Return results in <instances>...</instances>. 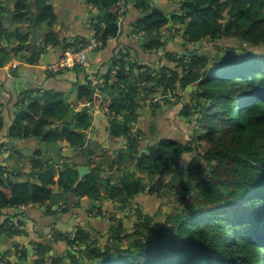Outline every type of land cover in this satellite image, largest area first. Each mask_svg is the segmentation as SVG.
Listing matches in <instances>:
<instances>
[{"label": "trees", "instance_id": "trees-1", "mask_svg": "<svg viewBox=\"0 0 264 264\" xmlns=\"http://www.w3.org/2000/svg\"><path fill=\"white\" fill-rule=\"evenodd\" d=\"M89 1L110 11L109 15L98 19L99 24L92 27L94 37L105 45L119 34L116 22L124 15L119 9V0ZM132 1L136 2V9L142 12L150 7L147 2ZM184 8L192 17L185 43L196 46L197 42L203 40L201 46L210 49L209 55L197 54L184 62L185 59L181 60L184 54L177 57L167 54L168 60L175 62L180 70L168 74V67H163L156 82L150 85L145 94L155 87L165 93L193 87L191 91H186L189 100L181 105L179 111L180 117L193 121L194 130L188 141L161 140L155 147L146 146L147 152L139 156L138 139L132 137L129 127L121 129L116 121L122 116L127 126L138 119L143 91L139 82L143 80L146 83L152 78L151 68H145L134 76L133 69L142 66L135 61H123L122 56L111 64L104 76L106 85L102 90L108 94L112 89L117 91L106 107L109 110L107 116L113 121L112 133L116 137L125 136L130 149L120 155V161L123 163L129 158V165L133 167L121 178L119 186L112 188L111 195L116 199L124 198L120 211H133V228L125 229L114 214L107 237L100 232L94 234L104 243L92 240V234L84 231L74 239L66 234H58V240L36 242L32 257L28 256L24 247L17 249L18 257L14 264H45L48 258L51 259L50 264H60L63 256L59 259L55 255L49 256V251L54 248L52 244L60 240L77 252L71 254L67 251L71 264H264V51H257V48L264 46V0H193ZM225 9H228L227 20L224 24H218L216 19ZM47 11L53 16L51 7ZM152 13L145 19H139L132 32L142 33L146 50L164 49L167 43L151 35H159L166 20L161 10ZM231 38L239 40L240 45L222 46ZM85 43L79 40L78 46L74 47L81 48ZM29 62L37 63V56L29 58ZM112 68L116 69L114 75L111 74ZM112 78V85L107 86ZM93 94L94 89L88 85L80 87L76 105L79 102L90 103ZM28 99L30 102L26 113L29 121L24 126V139L31 137V134L41 136L46 132L38 134L41 128L38 124L44 115L39 110L40 99ZM47 100L44 98V101ZM62 102L59 105L65 107V102ZM151 104L154 110L159 108V103ZM39 114L41 117L36 120ZM87 115L88 112H79L76 116L78 122L63 130L71 143L84 142V136L77 134L76 127L89 125L90 117ZM33 121L37 124L29 132L26 126ZM2 128L0 120V131ZM11 134L15 137L14 133ZM58 137L59 134H52V140ZM0 147L3 148L2 145ZM194 151L199 158L191 161L190 165L179 162L186 153ZM169 174L171 182L165 183L164 177ZM96 175L95 172L91 173L87 182H92ZM143 175L153 182L147 190L148 195L153 197L156 191L163 193L162 197L157 196L161 199L159 209L161 206L170 207L169 211L151 210L150 216H140L143 210L134 203V199L147 188ZM31 177L33 180L34 176ZM41 177L44 179L39 174L42 181ZM73 180L70 179L71 182ZM34 182L31 194L28 181L11 184L14 190L10 196L2 190L0 209L7 206L16 209L22 205L27 207L30 200L33 205L41 206L53 200L47 187L54 184L50 177H46L42 183ZM71 182L67 184V190ZM168 192L173 193L171 202L164 199ZM175 195L178 199L174 198ZM159 211H162L164 221L156 224ZM23 214L14 213L18 219ZM20 223L21 220H18L17 225L12 224L17 227ZM0 228H4V225L1 224ZM11 231L16 229L8 228L4 232L18 235V231ZM37 234L40 236L39 232ZM92 242L95 243L93 246ZM3 255L4 252H0L1 261L6 258Z\"/></svg>", "mask_w": 264, "mask_h": 264}, {"label": "crops", "instance_id": "crops-1", "mask_svg": "<svg viewBox=\"0 0 264 264\" xmlns=\"http://www.w3.org/2000/svg\"><path fill=\"white\" fill-rule=\"evenodd\" d=\"M50 1L52 4L51 8L58 17L61 18L67 15L69 17V20L73 21L71 29H68V31L72 34V37H75V39L81 40L82 42H87L89 41V39L92 38V32L90 30V27L93 25V23H85V21L82 19V17L84 16L82 12V8L84 7V5L80 2V0ZM124 1H126V3L122 4L121 6L122 11H124V16L122 17V30L119 29V34L116 38L109 39L97 53L92 55L91 64H94L96 67L102 68V70H104L110 67L115 60L118 61L120 59V56L123 55V53H129V56H126L123 61H135L139 64V66H142L139 69H137V67L136 69H133V74H135L136 72L134 76L140 74L141 71L145 68H151V76L153 78L152 81H154L156 77L161 74V70L163 67H168V74H170V71L180 70V67L177 68L175 62L168 60L166 55L173 54L174 56H176L180 52L183 53V42L169 39L168 42H166L167 44H165L166 47L164 49H160L159 51L149 49L146 50L144 48V42L140 41L139 39V34L137 35L132 32L134 26H132L131 24L132 21L137 20L138 16L140 15V12L142 13V11H137V9L133 10V6L129 4V1ZM172 5L175 4H171L168 7ZM129 10L132 11L130 12ZM3 37L4 36L2 34V38ZM10 44L11 46H15L18 44V41H12L10 42ZM59 47L60 46H54L53 49L48 52H45L42 58H37V63L35 64L29 63L30 65L27 66L23 64H17L16 62L18 56H13L10 53V61L6 65L2 64L3 66L0 69V120L3 123V128L2 131H0V145L3 146L2 150H5V152H7V143L12 140H15L14 142L17 143V145L20 147V150H22L21 148H32V146L34 145L33 141L35 138L24 139L22 137V134L25 132L24 126L29 121L28 115L26 111H24L25 108L26 110L29 109V91L37 90L38 92L40 90V92L55 93V95L58 96V100L56 101L55 97V99L53 101L51 100V103L49 104V108L54 110L55 107L61 106L59 105V101H65V107L67 108L66 110L68 112L69 108L72 106L71 103H73V100L74 102L76 101L74 97L76 98L77 96L74 95V90H78V88L82 87L86 81V75L82 72L81 69L75 68L74 70L60 71L50 74L45 73L42 69L43 64L48 62H54L60 57L61 52L59 51ZM194 48H196V46H190V51H194ZM143 83L144 84L141 85V88L143 89L141 96L147 92V90L143 88L146 87L147 83ZM154 89L155 91L150 90L151 92L147 94L148 98L145 99V105H143V107L139 109L138 124L142 132V136L144 140H146V144L148 145L151 141H153L155 142L154 145H157L161 140L185 143L190 139L191 135L193 134V131L192 127L188 125V122L186 121L187 119H185L184 121L182 117L179 116V111L181 109V105L179 104V97H183L184 99L189 100L187 92L185 91L182 95H179L182 90L177 89V87V90L172 92L170 91L167 93H160L161 89L159 87H155ZM169 94H174L173 96L176 97V100L172 101L169 97ZM141 99L143 98L141 97ZM156 102L159 103V108L154 110L151 103ZM81 104L82 102H79L77 104V108H82L80 107ZM92 105L93 104H91V106ZM164 105H166L167 107H163ZM87 112L91 116V124L89 129H87L86 134H88V137L92 138L94 141H97L98 146H107L109 144L108 138L110 137H107L109 133V121L106 113L102 110L100 111V109L96 110L90 108L87 110ZM66 117L70 118V116H68V113ZM64 118L65 117H62L59 120L53 119L52 125H59V123L64 120ZM18 122L19 125H17ZM14 125L16 126L14 127ZM33 126L34 124L30 123L26 126V129L31 132ZM19 128L23 130H20V136L17 135V131L19 130ZM10 132L14 133L15 137H13ZM20 137H22L23 139L21 140ZM111 139L114 140L112 145H117L118 140H120V138L118 140H115L114 137H111ZM94 154L95 156H97L100 154V152L94 151ZM7 156L8 153H4L3 156L0 155V162L6 161L4 159ZM184 157L185 156H182V158ZM179 162L183 163L181 159L179 160ZM10 164H14L13 161L10 162ZM21 168L22 172L24 173L28 174L30 172L28 162L24 161V165ZM33 181L35 180L33 179ZM158 195L159 197H162L161 193H155L153 194V197H150V195H148V192L145 191L144 194L138 195L134 199V203L139 204L140 209H142L143 212L150 213L147 211H156L159 209L161 199L157 198ZM169 195L170 194H166V198L164 197V199L168 200L170 198H173V196H170L169 198ZM23 206L24 205L21 206V209L24 211V214L23 216H20L19 219L16 216L12 215L15 213V210L13 208L9 209V207H4L3 210L5 211V214L1 215L2 217L0 218V225L3 224L4 218H8L9 215H11L13 216L12 218H14L15 224L18 222V220H23L25 222V231L27 234L24 233L23 235H21L26 236L25 238H22L20 235H18L13 236L14 238L12 237L13 239L8 241L6 239L8 238V236L5 237L2 235L0 237V252L6 250L8 246L11 245L12 241L20 243V246L25 244L33 245L31 241H34L38 237L37 232L42 235V233H46L48 231V228H46L49 225L46 219L47 217L45 216L44 218H42L39 215L41 212L38 206ZM117 206L118 205L116 204L115 212L117 214H120L117 215L118 218H120V220H123L125 229L131 230L133 228V224L131 226H128L127 224L129 219L127 218L128 213H122L118 208L120 206ZM167 208L168 207H160V209L169 211L170 207L168 209ZM84 212L88 213L83 214ZM69 220L70 218L67 215L63 218V221L57 223L56 226L65 231L72 226L81 224L85 227L88 226L92 234L94 232L107 234L106 231L110 227L109 222L107 220L97 218L95 219L93 216H91L90 210L83 211L79 208H77V211L72 217V220ZM132 220V223H134L135 219ZM4 231L5 228L3 230L0 229V234H6ZM101 242L104 243V240H102ZM65 244V242H59L56 245L57 247H54V249L55 251L59 252L60 255L65 256V258H70L69 256H67V251H69L70 247L66 246ZM65 264L68 263L65 262Z\"/></svg>", "mask_w": 264, "mask_h": 264}, {"label": "flooded vegetation", "instance_id": "flooded-vegetation-1", "mask_svg": "<svg viewBox=\"0 0 264 264\" xmlns=\"http://www.w3.org/2000/svg\"><path fill=\"white\" fill-rule=\"evenodd\" d=\"M192 1L193 0H182V1L178 0V2L175 1L176 2L175 5H172L170 7H166L164 11H161L163 13V18L166 20V24L161 29L159 35H157L156 33H153L151 36L154 38L155 37L159 38V40L161 42H165V43L168 42L169 39L185 42V40H186L185 36H186L187 28L192 21V17L188 14V10L184 8V5L192 4ZM173 2H174V0H173ZM125 3H126V1L122 0V1H120V3H118V5L122 6V4H125ZM196 5H195V7H196ZM206 6L209 7L211 5L206 4ZM150 8H152V7H149L146 11H144V13H147V11ZM202 9H203V7L201 8V10ZM157 10L160 11L159 8H157L156 11ZM168 16H170V18H168ZM227 17H228V9H225L222 12V14L216 19V21L218 24L219 23L224 24L227 20ZM96 24H99L98 20L94 21L93 25L90 27L91 32H92L94 26H96ZM98 26H100V25H98ZM175 26L177 27L178 32H176V35L174 36L172 30ZM100 28H104V27H100ZM135 34L138 35L139 33H135ZM92 35H93V32H92ZM0 39H2V35H0ZM139 39L142 42L145 39L142 36V33L139 34ZM62 40L64 41L63 49H62V47H59V51L61 53L64 49L67 48L68 43L74 44V43L79 42L78 39H75V37H72V34L69 31L62 34ZM206 41H208V40H206ZM199 42L203 43V40L199 41ZM187 50L190 51V47ZM193 52H196L197 54L202 55V52L207 53L208 51H201V52H200V50H199V52L198 51H191V54ZM127 54H129V53H127ZM181 54H184V53H181ZM122 56H123V58L126 57L124 55H122ZM122 56H120V58ZM126 62H128V61H126ZM143 105H144V103L140 102L139 109L141 107H143ZM84 108H86V106H84ZM100 111H101V109H100ZM102 111L105 112V108H103ZM78 113L79 112L73 113L70 118L65 117L64 120H62L59 123V125L64 123V127L62 129V134L60 135V137L56 138L55 140H60L65 145L64 148L60 152V163L59 164L56 165L54 161H51V162H48L45 167H43L40 165L38 158H36V160L34 162L31 160V158H23L22 157V159L25 162H28L30 172L28 174L24 173V172H22V168H21V172L23 173L24 178H20L17 181V183H22V182H26V181L30 180L32 182V184H34L35 182L32 180V177H31L34 175L37 177L36 180L38 183H42L43 180L44 181L46 180V177H48V178L50 177L52 179V181L54 182V184H50L49 186L47 185V187L50 189V195L53 199V200H51L53 203V207L56 204H59V203L62 204L58 209L59 212H54V213L52 211V207L47 206V203L49 202V200L46 202L45 205H41V206L38 205V208L41 212L39 215L42 218H44L46 216L47 222L49 224L46 227V228H48V231L46 233H43L46 240L47 239L58 240V234H66L71 239H74L76 237V235L79 234L81 231L92 234V232L90 231L88 226L85 227L81 224H77L76 226H72L65 231H63L62 229H60L56 226V224L63 221V218L66 217L67 215L70 218L69 221H71L72 217L75 215V213L77 211V208H79L80 210H83V211L90 210L91 216H93L95 219L96 218L97 219H105L109 222V225H111L110 220L113 218L114 214H116L115 213L116 204L118 206L123 204L124 198L121 197V198L116 199L113 195H111V191L113 190L112 188H114L115 186H119V182H120L119 181L117 184L115 183V181L113 180V177H115L114 175L117 173V175L119 176V179L121 180V178L125 176L126 172H128V170L131 169V165H129V162H130L129 158H126L123 161V163H121V161H120V155L126 154L130 150L128 145H126L127 144L126 138H125V136L120 135L118 137V138H120V140H118V144L112 145V143L114 142V140L111 139V137H113V134H112L113 121H112V119L108 118L109 133H108L107 137H110V138H108L109 144L107 146H104V147L98 146L97 141H94L92 138L88 137V134H86V131H87V129H89L90 124H91L90 120L88 122L89 125L87 127L83 128V125L76 127L77 134L82 135V137L84 136V138L86 139V142H80L77 144L71 143L70 139H68L67 136H65L63 134V130L66 129V127H68V125L74 126V123L78 122V121H75V119H73L74 117H76L78 115ZM126 124H127V122L125 121V119L122 116L117 118L116 125H118L121 129H125L126 127H129V130H130L132 137L138 139V142H139V147L137 149L139 152L138 155L146 153L147 150H145L146 149L145 147L146 146L148 147V145L146 144V140H144V138L142 136V132H141V130L139 128V124H138V119L133 121V122H130L127 126H126ZM59 125L58 124L53 125V126H56L55 129L57 131H59ZM67 143H69V144L67 145ZM153 147H155V145ZM120 148L122 151H119ZM3 151L5 152V150H3ZM68 151L73 152V154L65 155V152H68ZM94 151L100 152V154L95 156ZM75 152L77 153V155L75 154ZM5 153L6 154L8 153V156L4 159L6 161L1 162L3 167L0 166V169H1V171H3V168H5V169H7V172L12 171V173H14V168L10 167V165H11L10 162L13 161V163L15 165H18L19 167H21L19 165V163H17L15 161L16 155L20 156V154H15L16 152H14V151H7ZM0 155H1V153H0ZM132 155L135 158V154L133 153ZM78 159H84L85 161L84 162L79 161ZM8 160H9V163H7ZM113 162H115V164H113ZM80 166H88L90 168V172L81 177L79 172H78V168ZM93 172H95L97 175L95 176V178L92 182L88 183L87 182L88 176H90L91 173H93ZM42 173L44 174L43 175L44 179L41 181L39 178V174L42 175ZM71 178H74V180L72 182L70 181ZM108 178H109V180H107ZM142 178L144 179V183H146V178L144 175L142 176ZM70 182H71V185L68 187V190H67V184ZM0 184H2L1 181H0ZM11 184H13V181L10 179V177H8L9 191H10ZM146 189L147 188H145V190ZM4 192L8 193L7 195L10 196L9 192H7V191H4ZM144 193H145V191H144ZM144 193H141V194H144ZM54 201H56V202H54ZM42 206H46L45 211L41 210ZM48 209L50 210V212H48ZM121 212L122 213H128L127 218L131 217V213L134 215L133 211H126V212L121 211ZM87 213L84 212L83 214H87ZM12 215H14V214H12ZM56 215H58V216H56ZM14 216H16V215H14ZM55 216L58 217L59 219L57 220L55 218ZM62 216H64V217H62ZM11 217L12 216L10 215L9 218H11ZM123 218H125V217H123ZM8 220L10 221V219H8ZM13 222H14V220L12 221V223ZM121 222L123 223L122 219H121ZM108 230L106 231V233H108ZM5 231H6V229H5ZM93 234H96V232H94ZM103 235L105 236V238L107 237V234H103ZM61 241H64V240L54 242V244H52V246L57 247L56 245ZM101 241H102V239H101ZM43 243H47V241L44 240ZM65 245L69 246L67 244H65ZM24 246L25 245H22V247H24ZM75 248H77V247H75ZM52 250H55V249L53 248ZM34 251H35V247H34ZM76 254H77V252H76ZM53 255H55V257L58 259L63 256V255H60L59 252H57V251H54ZM63 257H64V259L60 264H65V262H66L65 256H63Z\"/></svg>", "mask_w": 264, "mask_h": 264}, {"label": "water", "instance_id": "water-1", "mask_svg": "<svg viewBox=\"0 0 264 264\" xmlns=\"http://www.w3.org/2000/svg\"><path fill=\"white\" fill-rule=\"evenodd\" d=\"M122 0H119V3ZM129 4L133 6V10L136 9L135 1L128 0ZM139 2H148L152 8H150L147 13L140 12L137 20L131 22L132 26L136 24L139 19H144L147 16H151L152 12L159 8L161 11H164L166 7L171 4H175V0H137ZM83 3L84 7L82 8V12L84 16L82 19L85 23H93L98 19H103L105 16L110 14V11L105 10L102 5L95 6L89 0H80ZM50 0H0V33L3 34V38L0 39V49L3 52H7L8 54L11 53L13 56H18L17 64H23L25 66L30 65L29 58L36 57L38 59L42 58L45 52L50 51L53 49L54 46H60L63 49L64 41L62 40V34L70 30L73 24V21L69 20V17L66 15L64 17H58L56 13L52 10L53 16L50 15L47 11L48 7H51ZM119 9L122 11L121 6L119 5ZM130 12L132 10H129ZM137 11H139L137 9ZM116 16V13H114ZM122 15L116 22L117 26L120 30H122ZM170 18V16H168ZM133 30V29H132ZM71 38V37H70ZM18 41V44L15 46H11L10 42ZM70 41V40H69ZM184 44V49L187 51L185 52V56H193L195 57L197 53H192L187 50L190 47V44ZM202 45L199 42L196 45V48H200ZM0 51V52H1ZM201 56V54H199ZM207 55L206 53L202 54V56ZM178 56H181V53H178ZM0 58V69L2 68V62ZM30 63V64H29ZM192 86L188 87V90H192ZM116 90L112 89L109 94H103L102 100L107 97L111 99L116 94ZM94 97V94H93ZM65 100V99H64ZM163 107H167L164 105ZM26 111V108L24 109ZM52 131H47L43 133V135L38 136L34 139V145L32 148H21L16 142H8L6 145L7 151H14L15 154H20V156L15 157V161L19 163L22 167L24 165L23 158H31L32 161L35 162L36 158L39 159L40 165L45 167L48 162L54 161L55 164L60 163V152L64 148V144L60 140H52V134L54 128L56 126H52ZM64 127V123L59 125L58 134H62V129ZM31 139V137H29ZM22 140V139H21ZM11 145H10V144ZM153 141L148 144V147L154 146ZM69 143H67L68 145ZM32 155V156H31ZM31 156V157H30ZM3 166V165H2ZM78 172L80 176H84L90 172V168L88 166H80L78 168ZM34 175V174H33ZM42 175H44L42 173ZM34 177H36L34 175ZM37 178V177H36ZM29 189L30 194L32 193V182L29 180ZM163 196V193H161ZM175 199H178V196H174ZM172 201V199L167 200ZM33 202L29 201V206H32ZM62 204H56L53 207V203L51 200L47 203V206L52 207V211L59 212L58 209ZM8 207V206H7ZM4 208H1L0 215L5 214ZM46 206H42L41 210L45 211ZM23 210L21 208H17L15 213L20 215L23 214ZM8 214V213H7ZM58 216V215H56ZM55 218L58 220L59 218ZM14 220V218H11ZM56 222V221H55ZM25 249L29 257H32L34 254V247L29 244H25ZM54 247V246H53ZM84 248V246H82ZM55 250L49 251V256L53 255ZM71 254H76L75 250L69 248ZM66 262L71 264V259L66 258ZM45 264H50V262H45Z\"/></svg>", "mask_w": 264, "mask_h": 264}, {"label": "rangeland", "instance_id": "rangeland-1", "mask_svg": "<svg viewBox=\"0 0 264 264\" xmlns=\"http://www.w3.org/2000/svg\"><path fill=\"white\" fill-rule=\"evenodd\" d=\"M175 1H177L178 2V0H175ZM149 4V3H148ZM150 5V4H149ZM150 7H151V5H150ZM181 29V28H180ZM172 32H173V35L175 36L176 35V32H178V29H177V27L175 26L174 28H173V30H172ZM236 39H233V38H231L230 40H227V42H225L224 44H222V46L224 45V46H232V47H236V46H239L240 45V43H239V40H236ZM175 41H177V40H175ZM181 42V41H180ZM199 42H197V44H198ZM186 44H188V43H186ZM196 44V45H197ZM68 46L70 47V48H74V49H76V47H74V46H78V43H74V44H69L68 43ZM201 47V46H200ZM153 50H157V48H154ZM160 50V49H159ZM194 51H198L199 52V50H200V52L201 51H208L207 53L206 52H202V54H204V53H206L207 55L206 56H208L209 55V50L208 49H204L203 47H201V48H194L193 49ZM264 51V46L263 47H261V48H257V51ZM158 51V50H157ZM185 52H187L186 50H184L183 51V53L185 54ZM191 52V51H190ZM164 53V52H163ZM193 53H195V52H193ZM11 54V53H10ZM123 55L124 56H129L128 54H125V53H123ZM185 55H187V54H185ZM0 57H1V59H2V64L3 65H6L9 61H10V59H11V55H9L7 52H3V51H1L0 52ZM92 57V56H91ZM130 58V57H129ZM191 57L189 56V57H187V56H184L181 60H184V62H187V61H189V59H190ZM90 60H91V58H90ZM179 61H180V58H179ZM93 65V67L95 68V70H96V72H97V74L98 75H102V76H105V74L106 73H108L109 72V70H110V67H108L107 69H104V70H102V68H98V67H96L94 64H92ZM152 71V70H151ZM82 72L85 74V72L82 70ZM115 72H116V69L115 68H112V71H111V74L112 75H114L115 74ZM135 74H136V72H135ZM135 74H133V75H135ZM157 77H159V76H157ZM156 77V78H157ZM88 78L89 77H86L85 76V83L83 84V86H89L90 88H91V82L88 80ZM153 80V78H151L150 80H148L146 83H147V85H146V87H143L145 90H148L149 88H150V85H151V83L152 82H156V80H154V81H152ZM113 81V78L110 80V82L111 83H113L112 82ZM111 83H109V84H107V86H110V85H112ZM139 84L140 85H143L144 83H143V80H140V82H139ZM157 86V85H156ZM158 88V87H157ZM78 90H79V88H78ZM78 90H74V95L75 96H77L76 95V91H77V93H78ZM182 90V92L179 94V95H182L185 91H189L188 90V88L187 89H185V90H183V89H181ZM153 91H155V89H153ZM96 93L98 94V96H94L91 100H90V103L91 104H93L91 107H86V108H77V105H76V103L74 102V100H73V103H71V107L69 108V110H68V112H67V108L66 107H63V106H58V107H56L55 108V110H53V111H50L49 110V108H48V105L51 103L50 101L52 100H54L55 99V97H56V101L58 100V96H56L55 95V93H53V92H50V93H48V92H40V90L37 92V90L36 91H29V96L31 97V98H38V100L40 99V101H41V104H39V110H42L43 111V116H42V121H39L40 122V124H38L41 128H40V130H39V132H38V134H42L43 132H47V131H52V122H53V119L54 120H59V119H61L62 117H66L67 116V113H68V116H72V114L73 113H76V112H82V113H84V112H87V110L90 108V109H96V110H98V109H101V110H103V108H105V113L106 114H108V112H109V110L108 109H106V107H108V105L110 104V102H111V98L110 97H107V98H105L104 100H102V96H103V92L101 91V90H99V89H97L96 90ZM160 93H162V90H161V92ZM164 93V92H163ZM27 94V95H28ZM174 94H169V97H170V99L172 100V101H175L176 100V97L175 96H173ZM189 96V95H188ZM44 98H47L48 100H47V102L46 101H44ZM51 98V99H50ZM142 102L141 103H144V105H145V102H146V98H148L147 97V95L144 93V95H142ZM74 99H76L75 97H74ZM62 100H63V98H62ZM179 100H182V101H179V104L180 105H182L183 103H186L187 102V100L186 99H184L183 97H179ZM60 102V101H59ZM65 102V101H64ZM50 111V112H49ZM49 115L48 116V118L46 117V115ZM39 117H41V115L39 114V116L38 117H36V120L37 119H39ZM87 117H91L90 116V114H88L87 115ZM73 119H75V121H77V119H76V117H74ZM182 119L185 121V118L184 117H182ZM50 121H52V122H50ZM187 122H188V125L189 126H191L192 127V131L194 130V126H193V121H190L189 119L188 120H186ZM33 123H34V125L35 124H37L36 122H34L33 121ZM17 124V123H16ZM17 125H19V122H18V124ZM20 130H22V129H20L19 128V130L17 131V135H21V131ZM202 130V129H201ZM201 130H200V132H201ZM11 131H12V129H11ZM23 131V130H22ZM11 133V132H10ZM53 134H54V136H57L58 135V131L54 128V130H53ZM113 134V137H114V139L115 140H118L119 138H118V136L116 137L115 136V134L114 133H112ZM31 136V139H33V138H36V137H38V136H35V135H33V134H31L30 135ZM24 138V137H23ZM22 137H20V139H23ZM15 140H12V141H10V143L11 142H14ZM84 142H86V139L84 138ZM9 143V144H10ZM11 145V144H10ZM3 148L2 147H0V152H1V156H3V154L5 153L3 150H2ZM146 150V149H145ZM119 151H122L121 150V148L119 149ZM147 152V151H146ZM71 155V154H73V152H70V151H68V152H65V155ZM75 154L77 155V153L75 152ZM185 157L184 158H182L181 160L183 161V163L186 165V164H188V165H190V163H191V161H193V160H195V159H198L199 158V156H198V153L196 152V151H194L193 153H191V154H189V153H187V154H185L184 155ZM105 159V158H104ZM79 161H85L84 159H78ZM7 163H9V160H8V162ZM113 164H115V162H113ZM12 165V166H11ZM10 165V167H13L14 168V173H12V171H9V172H7V169H5V168H3V171H2V173H0V181H1V183L2 184H0V192H2V190L3 191H7V192H9V194L11 195V193H12V191L14 190L12 187H10V191H9V188H8V177H10V179L13 181V184H16L17 183V181L20 179V178H24V175H23V173L21 172V167H19L18 165H15V164H11ZM0 166L1 167H3L2 166V163L0 162ZM9 168V167H8ZM131 168H133V167H131ZM131 170V169H130ZM106 172V171H105ZM121 173V172H120ZM115 177H113V180L115 181V183L117 184L119 181H120V179H119V176L117 175V173L114 175ZM42 179H43V177H41ZM37 178L36 177H34V180L37 182V180H36ZM107 180H109V178L107 179ZM112 180V181H113ZM171 179H170V174L169 175H167L166 177H164V182L166 183H170L171 181H170ZM146 184H147V189L145 190V191H147L148 189H149V187L153 184V182H150V180L149 179H146ZM166 190V189H165ZM174 190H172L171 192H173ZM155 193H158L157 191L155 192ZM154 193V194H155ZM160 193V192H159ZM168 194H170L168 197L170 198V196H173V193H169L168 192ZM171 199V198H170ZM24 207V206H23ZM14 210H16V208L15 207H12ZM9 209H11V208H9ZM1 210V209H0ZM147 212H151L152 213V211L150 210V211H147ZM116 213V212H115ZM117 214V213H116ZM16 215H18V214H16ZM117 215H120L119 213L117 214ZM162 215V211H159L158 213H157V217H159V218H156V221H155V223L156 224H158V223H160V222H163L164 221V217L163 216H161ZM10 216V215H9ZM140 216H142L143 218L144 217H146V216H150V213H145V212H143V214L142 215H140ZM13 217V216H12ZM11 217V218H12ZM118 217V216H117ZM11 218H9L8 217V219H10V222H12V219ZM8 219L7 218H4V220H3V225H4V228L7 230L8 228L9 229H11V230H13V229H16V231H18V235H23L24 233H25V228H26V224H25V222L23 221V220H21V223L16 227L15 226V224H12V223H10L9 221H8ZM132 219H135V216L131 213V217L128 219V226H131L133 223H132ZM127 220V219H126ZM125 220V221H126ZM14 227V228H13ZM4 228H0L1 230H3ZM16 231H14V232H12L11 231V233H15ZM21 234H20V233ZM5 236V237H7L8 236V238H6L7 239V241L8 240H11V239H13L14 237V235H7V234H4V233H2V234H0V237L1 236ZM18 235H16L15 234V236H18ZM13 237V238H12ZM22 238H25L26 236H21ZM91 237H92V240H94V241H98L99 243H101V241L99 240V238H97L94 234L93 235H91ZM1 239V238H0ZM46 238L45 237H43V233H42V235H40V236H38L34 241H32V246L34 247V245H35V243L36 242H43L44 240H45ZM64 241H61V243H63ZM93 244H95L94 242H92L91 243V246H93ZM68 245V244H67ZM22 248V246H20V243H16V241H12V243H11V245L10 246H8V248L6 249V250H4V251H1V252H4V255H3V257L4 256H6V258H5V260L3 261H1L0 262V264H14V260H15V258L16 257H18L17 256V249H21ZM2 257V258H3ZM49 260H51L50 258H48V261ZM19 263H23V261H20ZM79 263H81V262H79Z\"/></svg>", "mask_w": 264, "mask_h": 264}, {"label": "built area", "instance_id": "built-area-1", "mask_svg": "<svg viewBox=\"0 0 264 264\" xmlns=\"http://www.w3.org/2000/svg\"><path fill=\"white\" fill-rule=\"evenodd\" d=\"M92 32V38L82 45L81 48L72 49L68 47L64 49L56 61L43 64L42 69L45 73L50 74L79 68L85 72L86 77H89L91 88L94 89V96H98L96 93L97 89L108 95V93L102 90L106 85L104 76L97 74L90 60L91 56L104 46V42L95 38V31L92 30ZM109 83L111 82L109 81ZM84 106L90 107L91 103L84 104L82 102L80 107L83 108Z\"/></svg>", "mask_w": 264, "mask_h": 264}]
</instances>
